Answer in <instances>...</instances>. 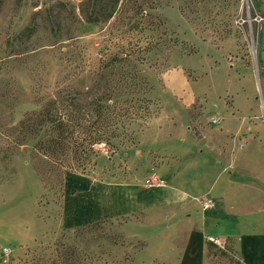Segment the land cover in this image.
Returning <instances> with one entry per match:
<instances>
[{
  "label": "rangeland",
  "instance_id": "obj_1",
  "mask_svg": "<svg viewBox=\"0 0 264 264\" xmlns=\"http://www.w3.org/2000/svg\"><path fill=\"white\" fill-rule=\"evenodd\" d=\"M73 97L65 139L21 126ZM153 175L214 201L232 181L249 213L94 215L97 193ZM261 220L264 0H0V264H181L186 228L257 236ZM206 243L208 264H243L234 239Z\"/></svg>",
  "mask_w": 264,
  "mask_h": 264
},
{
  "label": "crops",
  "instance_id": "obj_2",
  "mask_svg": "<svg viewBox=\"0 0 264 264\" xmlns=\"http://www.w3.org/2000/svg\"><path fill=\"white\" fill-rule=\"evenodd\" d=\"M191 131V130H190ZM192 132V131H191ZM195 137V136H194ZM196 138V137H195ZM201 139V138H197ZM231 167V165L229 166ZM227 169H224L219 173L216 180L217 182L221 180L226 173ZM232 172H230L231 174ZM173 179V178H172ZM164 181L163 185L147 187L146 185L140 186L133 181H126L112 184L110 189L104 191L102 193H97L95 195V202L97 205L92 204L94 215L96 213H105L107 215H128V214H136L139 212H147L151 211L152 216L155 217L157 214L163 209H172L174 210L175 215H179L183 211H189L188 218H192V207H195L196 204L202 208L200 201H197L200 197H209L210 192L213 190L208 189L201 191L196 187V182L193 183L195 185V189L200 192V197H196L190 193L188 187L186 186V182H182L181 184L176 181H172L169 183L167 180L162 178ZM232 181L227 180L226 186L222 188V191L214 194L216 196V201L213 209L220 210L221 208L227 207L229 204L231 209H235V215L229 214V218H239L240 215L246 216L249 212L248 209L240 206L237 202L238 194L236 190L233 188L231 183ZM211 198V197H210ZM213 199V198H211ZM214 200V199H213ZM94 202V203H95ZM253 199L251 198L248 204H254ZM235 205V206H234ZM237 205L239 207H237ZM209 208V209H212ZM220 208V209H219ZM203 209V208H202ZM206 209V210H209ZM204 210V209H203ZM224 216V214L219 211V216ZM241 216V217H243ZM191 222V220H189ZM262 228L263 220L260 223ZM191 228V227H190ZM204 229H208L205 225ZM183 230V229H181ZM180 229L177 231L181 233ZM185 235L188 236L186 238V248L184 247L185 256L181 264H208V255H207V243L206 240L210 238L217 239L219 244H225L228 238H232L236 242V248L238 250V255L243 264H260V262L264 259V233H258L255 236L254 232H247V234H234L231 235L223 232L222 234L210 235L203 241V237H201L200 233L191 229L185 230ZM217 230L214 231V233ZM197 234L198 243H200V255L196 254V248H190L193 240V235ZM240 235V236H239ZM186 236V237H187ZM197 238V237H196ZM188 248H190L191 254H188ZM188 258L187 262L186 259ZM200 260L198 263L197 259ZM259 260V261H258Z\"/></svg>",
  "mask_w": 264,
  "mask_h": 264
},
{
  "label": "trees",
  "instance_id": "obj_3",
  "mask_svg": "<svg viewBox=\"0 0 264 264\" xmlns=\"http://www.w3.org/2000/svg\"><path fill=\"white\" fill-rule=\"evenodd\" d=\"M111 16L112 14L103 15V17L86 16V21H90V22L97 21V20H100L101 18L111 17ZM70 99L71 101L69 103ZM70 99L66 98L59 102L57 101L49 102L48 104L44 106V108H42V110L38 112H34L26 116V118L23 121H21V126L26 127V128L36 129V126L38 125L43 126L44 124H52V125L54 124L55 130L59 131V137L62 139H65L66 138L65 133L70 131L71 126H72L71 122L74 119L73 114L72 113L68 114V111H67L68 106H72L71 109L75 107V103H73L74 97ZM96 104H98V107H99V103L97 102ZM78 111L80 112V109H78ZM111 113H114V110L110 112L109 117H111ZM58 143L59 142L55 141L54 145L59 146L60 149L63 148L64 144L63 143L58 144ZM208 248H209V245L207 243V251H208Z\"/></svg>",
  "mask_w": 264,
  "mask_h": 264
},
{
  "label": "built area",
  "instance_id": "obj_4",
  "mask_svg": "<svg viewBox=\"0 0 264 264\" xmlns=\"http://www.w3.org/2000/svg\"><path fill=\"white\" fill-rule=\"evenodd\" d=\"M147 187H154V186H159L163 185L164 181L160 178H158L156 175L151 176L148 180H146ZM202 208L204 210L212 208L215 204L214 200L211 199L210 197L203 198V200L200 201ZM211 240H214L217 242V240L211 238Z\"/></svg>",
  "mask_w": 264,
  "mask_h": 264
}]
</instances>
